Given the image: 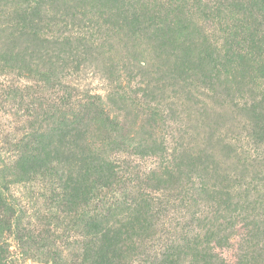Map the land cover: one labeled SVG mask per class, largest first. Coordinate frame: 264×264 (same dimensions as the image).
I'll return each instance as SVG.
<instances>
[{
    "label": "rangeland",
    "instance_id": "374dc122",
    "mask_svg": "<svg viewBox=\"0 0 264 264\" xmlns=\"http://www.w3.org/2000/svg\"><path fill=\"white\" fill-rule=\"evenodd\" d=\"M131 2L0 0V243L17 264H264V0H146L179 41ZM237 24L263 53L213 70L201 45Z\"/></svg>",
    "mask_w": 264,
    "mask_h": 264
},
{
    "label": "trees",
    "instance_id": "16d2710c",
    "mask_svg": "<svg viewBox=\"0 0 264 264\" xmlns=\"http://www.w3.org/2000/svg\"><path fill=\"white\" fill-rule=\"evenodd\" d=\"M132 9L137 11V7L140 8V14L145 18V21L148 24L152 25L157 32H167L171 34V39L179 41L185 34H189V31H184L187 27L180 21L177 11H171V7L167 10H159L153 8L149 4H146V0H131ZM154 1V0H152ZM169 1V0H165ZM210 1V0H208ZM234 2H244L245 6L251 10L254 7V0L244 1V0H233ZM131 6V5H130ZM204 14V11H201ZM207 11H205V22H209L211 19L208 17ZM217 12V11H216ZM253 14L262 15L261 11H250ZM264 19V16L262 17ZM244 22V21H243ZM122 25V24H121ZM237 32H233L224 36V39L220 41V44H216V40L213 42H205V45L202 44L199 49L198 54L201 57L205 58V64L211 65L213 70L227 72V67L234 65L235 62H241L242 65H247V61H251L253 56H258L263 52L260 49V46L257 45L258 42L252 38V32L246 27L245 24H237ZM206 27V26H205ZM192 31V30H191ZM245 37H248L249 40L245 41ZM206 40V36H205ZM168 57H171L168 55ZM176 58L175 55L172 56ZM176 61V60H175ZM177 61H180L179 59ZM261 63L256 72L264 76V61H259ZM237 64V63H236ZM259 139V138H258ZM264 141V140H263ZM245 153V152H243ZM241 156V155H240ZM242 158V157H241ZM257 166V165H256ZM261 166H264L262 162ZM257 171V170H256ZM17 261L13 258V255L9 252L8 246L0 243V264H17Z\"/></svg>",
    "mask_w": 264,
    "mask_h": 264
}]
</instances>
